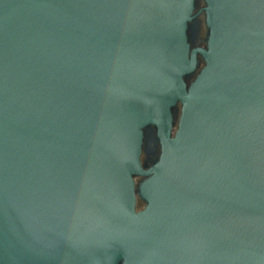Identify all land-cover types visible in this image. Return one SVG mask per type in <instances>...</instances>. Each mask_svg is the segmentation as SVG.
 Returning a JSON list of instances; mask_svg holds the SVG:
<instances>
[{
	"label": "water",
	"instance_id": "water-1",
	"mask_svg": "<svg viewBox=\"0 0 264 264\" xmlns=\"http://www.w3.org/2000/svg\"><path fill=\"white\" fill-rule=\"evenodd\" d=\"M205 2L0 0V264H264V0Z\"/></svg>",
	"mask_w": 264,
	"mask_h": 264
},
{
	"label": "flooded vegetation",
	"instance_id": "flooded-vegetation-1",
	"mask_svg": "<svg viewBox=\"0 0 264 264\" xmlns=\"http://www.w3.org/2000/svg\"><path fill=\"white\" fill-rule=\"evenodd\" d=\"M206 6L205 0H195V12L199 9ZM188 38L192 47L200 46L206 47L207 45V37H208V29L206 26V15L205 12H202L197 17H195L190 23L188 27ZM203 66V61L200 60V66ZM198 70L193 74V77L196 76ZM177 117V115H176ZM160 155V146L157 141L156 135L153 131L145 134L143 149L141 159L145 166H150L155 163ZM143 178H137V187ZM138 205L143 206V201L137 197Z\"/></svg>",
	"mask_w": 264,
	"mask_h": 264
},
{
	"label": "rangeland",
	"instance_id": "rangeland-1",
	"mask_svg": "<svg viewBox=\"0 0 264 264\" xmlns=\"http://www.w3.org/2000/svg\"><path fill=\"white\" fill-rule=\"evenodd\" d=\"M141 207V205H139Z\"/></svg>",
	"mask_w": 264,
	"mask_h": 264
}]
</instances>
